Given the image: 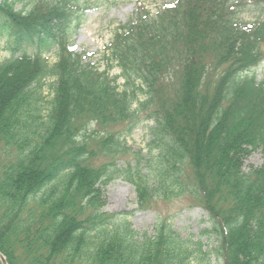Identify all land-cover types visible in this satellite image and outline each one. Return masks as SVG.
I'll return each mask as SVG.
<instances>
[{
    "label": "trees",
    "instance_id": "obj_1",
    "mask_svg": "<svg viewBox=\"0 0 264 264\" xmlns=\"http://www.w3.org/2000/svg\"><path fill=\"white\" fill-rule=\"evenodd\" d=\"M16 1L0 0L9 53L0 63L6 264H191L200 246L165 223L139 235L127 212L104 211V187L114 179L128 181L144 208L186 193L183 170L192 202L208 212L222 264H264V164L243 167L256 149L264 155V80L250 74L264 61V0H249L259 13L249 22L239 18L241 0L143 10L104 49L117 77L64 44L90 0H33L27 11ZM55 46L49 68L43 55ZM48 78L49 109L33 121L29 109ZM144 122L152 123L148 147L158 149L146 175L117 161Z\"/></svg>",
    "mask_w": 264,
    "mask_h": 264
},
{
    "label": "rangeland",
    "instance_id": "obj_2",
    "mask_svg": "<svg viewBox=\"0 0 264 264\" xmlns=\"http://www.w3.org/2000/svg\"><path fill=\"white\" fill-rule=\"evenodd\" d=\"M175 1L90 0V10H86L85 13L80 15L78 26L75 27L74 25L73 29L65 36V42L67 43L64 44L66 47L72 46L76 53L83 54V64L90 63L101 71L108 70L109 76L117 77L120 74L118 68L114 63H109L104 49L111 42L110 40L119 26L129 24L143 10L148 12L149 15H154L165 8L166 5ZM241 2L244 3V6L241 7L243 10L239 15L241 21L249 22L259 16L253 3L249 0H241ZM32 3L33 0H18L15 9L27 11ZM262 45L264 52V42ZM4 47V39H2L0 41V63L9 58V53ZM57 52L58 48L55 46L49 52L44 53L43 58L49 68L54 66L57 61ZM250 74L256 76L258 82H262L264 80V61L253 67ZM52 81L51 78L44 80L41 87L42 91L34 98L36 99L35 103L32 109H29L33 121H36L34 117L39 116L42 120L47 114L49 102L51 101ZM117 82L120 86L122 85L121 78ZM151 126V122H144L133 131L131 136L126 138L127 141L123 149L124 155L117 160L118 167L130 166L132 170L142 171V174L146 175L149 172L147 170L156 166V164L154 165L155 161L151 158L156 157L158 149L148 147V143L151 141L149 135ZM113 128L114 130L119 129L118 127ZM101 161H103V158ZM137 161H139V164ZM262 164H264V155L260 149H256L248 154L243 167L248 170L249 168H260ZM151 177L149 175V178ZM181 180L191 188V175L187 170H183L181 173ZM189 188L183 195L170 196L168 200L159 196L148 202L144 208H139L134 187L126 180L114 179L104 187V211L110 214L127 212L129 214V225L139 235L153 236L155 228L163 222L171 227L180 238L189 239L191 243L195 242L200 246L201 252H197V247L193 248V261L191 264H200V261L201 264H222V259L213 252L219 244L218 237L213 232L212 225L209 222L208 212L192 202Z\"/></svg>",
    "mask_w": 264,
    "mask_h": 264
},
{
    "label": "water",
    "instance_id": "obj_3",
    "mask_svg": "<svg viewBox=\"0 0 264 264\" xmlns=\"http://www.w3.org/2000/svg\"><path fill=\"white\" fill-rule=\"evenodd\" d=\"M0 263L1 264H6L5 258H4V256L2 254H0Z\"/></svg>",
    "mask_w": 264,
    "mask_h": 264
}]
</instances>
